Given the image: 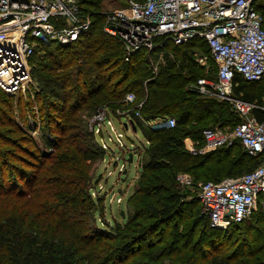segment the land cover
Wrapping results in <instances>:
<instances>
[{
  "label": "trees",
  "instance_id": "1",
  "mask_svg": "<svg viewBox=\"0 0 264 264\" xmlns=\"http://www.w3.org/2000/svg\"><path fill=\"white\" fill-rule=\"evenodd\" d=\"M104 1H79L91 28L76 43L38 45L30 58L37 86L34 101L43 111V133L50 137H43L45 152L25 136L12 115L10 96L0 90V144L7 146L0 148V264H264L260 211L257 225L247 226L255 235L226 248L250 219L213 229L199 202V208L188 209V194L175 182L177 174L185 173L192 179L191 188H197L242 176L261 163L237 140L202 155L185 148L186 140L202 148L207 129L232 130L240 122L228 103L201 98L189 89L216 70L206 43L166 42L125 62L120 43L102 30ZM195 50L212 66L209 74L196 64ZM261 82H246L235 74L231 96L261 105ZM128 93L135 96L133 105L124 103ZM141 101L139 114L145 121L171 117L175 124L152 129L133 120L146 143L138 151L139 178L126 200L123 223L114 220L115 225L102 228L96 223L101 203L90 198L89 190L104 152L83 120L102 108L117 120L116 111L126 112ZM252 116L264 123V113L254 110ZM12 128L21 135L12 138ZM24 143L37 149L36 165L27 163L31 172L7 163V158L25 162L11 149L26 152Z\"/></svg>",
  "mask_w": 264,
  "mask_h": 264
},
{
  "label": "built area",
  "instance_id": "2",
  "mask_svg": "<svg viewBox=\"0 0 264 264\" xmlns=\"http://www.w3.org/2000/svg\"><path fill=\"white\" fill-rule=\"evenodd\" d=\"M256 1L126 0V7L103 12L102 30L120 43L125 62L166 42L174 46L193 40L206 43L216 70L213 76L196 79L189 89L201 98L228 103L240 122L230 133L217 127L207 129L202 134V148L189 140L185 148L191 155H202L237 140L249 157L261 158L256 168L242 176L197 186L201 214L213 229L225 230L248 221L257 209L264 216V123L252 116L254 110L264 113V103L249 104L231 96L235 74L246 82L264 79V9L255 6ZM90 28L91 18L78 0H0V90L10 97H25L30 88H36L29 63L34 49L38 45L68 46ZM195 62L205 68V57L195 56ZM156 70L154 65L153 72ZM124 103L133 105L134 94H126ZM142 106L143 101L126 112L116 111L123 131H132L134 119L152 129L174 126L171 117L145 121L139 114ZM116 122L107 110L98 109L90 118L88 131L103 152L111 151L112 144L126 153L127 160L118 165V172L123 173L128 157L131 161L133 154L138 157L146 143L128 150L125 137L116 133ZM175 182L181 189L192 187V179L185 173L177 174Z\"/></svg>",
  "mask_w": 264,
  "mask_h": 264
},
{
  "label": "rangeland",
  "instance_id": "3",
  "mask_svg": "<svg viewBox=\"0 0 264 264\" xmlns=\"http://www.w3.org/2000/svg\"><path fill=\"white\" fill-rule=\"evenodd\" d=\"M80 1V0H78ZM127 6L126 0H106L103 2V10L105 12H111L114 10H118L121 8H124ZM255 6H258L262 9H264V0H257L255 2ZM104 23V22H103ZM55 46V45H53ZM202 51H204V48H201ZM196 55H200L199 50H195ZM203 57H205L204 54H202ZM158 62L155 63L157 65ZM207 67V70L205 68ZM205 68H203V71L206 74H209L211 72L212 66L209 64V62L206 60L205 57ZM261 82L260 85H263ZM33 88V89H32ZM30 90L26 93L25 97L19 96H12L11 104H12V115L14 116V119L16 120V123L20 128H22L26 134L25 136L28 138V136L33 140L34 144L37 146L39 151L45 152V142L43 137L47 136V134L43 133V119L41 117L42 112H39L37 103H35V93H37V86L36 88L32 87ZM262 103H264V93L261 96ZM28 104H30L28 106ZM31 106V107H30ZM230 106V105H229ZM94 114V113H93ZM92 115L90 116V118ZM90 118L84 119L85 125L88 129V124L90 121ZM120 122L117 119V122L115 123L116 133L122 134V137H125V144L127 146L128 150H133V148H139L142 145L145 144L144 139L140 133V131H136L135 133H132V131L127 130L123 131V128L119 124ZM124 123V120H121V124ZM13 133L10 134L12 138L19 137L21 134L14 133V129L12 128ZM224 132L230 133L231 129H223ZM48 137V136H47ZM50 139V137H48ZM25 139V138H24ZM97 139V138H96ZM112 139L113 135H112ZM104 140H108V137L105 136ZM98 141V139H97ZM24 148L26 149V152H20L19 148H11L14 149V153L18 155V157L22 158L25 162H20L19 160L14 158H7V163H12L14 165H18L19 167L26 169L27 171L31 172L32 168H27V163H32L31 165H36L38 162L36 158H33L34 153L37 152V149L34 148V146H27V144H22ZM110 145L111 151L104 152V157L102 161L99 163L94 176V181L91 185V189L89 190L90 198L94 201L100 202L101 204L99 207H102V210H100V216L101 219L97 218L96 223L98 226L105 228V223L110 225H115V221L117 223L122 224L124 219L121 217V212L126 213V200L128 196L132 194L135 188V183L139 178V172H140V166H139V159L137 155H132V161L126 164L125 172L119 173V164L123 163V159L127 160V155L125 152H120L118 149H115L112 144ZM131 146V147H130ZM1 149H6L7 146H1ZM32 155V156H31ZM111 173V176L106 178V175H109ZM97 177V179H96ZM96 181V182H95ZM183 193H187L188 195L185 196L186 203H189L188 209L192 207L199 208L198 204V188H191L188 190L182 189ZM119 198V202L116 201V199ZM190 211V210H188ZM187 213V211H186ZM259 210L255 212V215L250 218L249 222L245 223V225H242L239 229V231H236L232 235V239L228 242H226L225 247L231 246L234 240H239L241 237H245L246 239L251 238L255 235L254 232L247 231V226L254 227L257 225V218H259ZM264 219V218H263ZM115 220V221H114ZM260 227H263L262 225H258ZM264 253V252H263Z\"/></svg>",
  "mask_w": 264,
  "mask_h": 264
},
{
  "label": "water",
  "instance_id": "4",
  "mask_svg": "<svg viewBox=\"0 0 264 264\" xmlns=\"http://www.w3.org/2000/svg\"><path fill=\"white\" fill-rule=\"evenodd\" d=\"M130 128H131L132 132H134V133L136 132L135 127L133 125H131ZM128 162L129 163L131 162V157L130 156L128 157ZM121 217L123 218V212H121Z\"/></svg>",
  "mask_w": 264,
  "mask_h": 264
},
{
  "label": "crops",
  "instance_id": "5",
  "mask_svg": "<svg viewBox=\"0 0 264 264\" xmlns=\"http://www.w3.org/2000/svg\"><path fill=\"white\" fill-rule=\"evenodd\" d=\"M109 176H111V173H109V175H106V178H108ZM129 197V196H128Z\"/></svg>",
  "mask_w": 264,
  "mask_h": 264
},
{
  "label": "flooded vegetation",
  "instance_id": "6",
  "mask_svg": "<svg viewBox=\"0 0 264 264\" xmlns=\"http://www.w3.org/2000/svg\"><path fill=\"white\" fill-rule=\"evenodd\" d=\"M219 230V229H218Z\"/></svg>",
  "mask_w": 264,
  "mask_h": 264
}]
</instances>
